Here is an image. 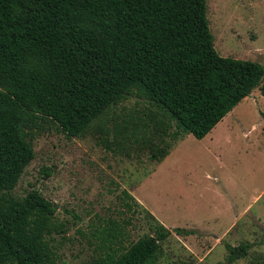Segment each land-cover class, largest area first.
<instances>
[{
	"label": "trees",
	"instance_id": "obj_1",
	"mask_svg": "<svg viewBox=\"0 0 264 264\" xmlns=\"http://www.w3.org/2000/svg\"><path fill=\"white\" fill-rule=\"evenodd\" d=\"M207 13V0H0V264H56L57 207L37 189L11 194L35 158L36 131L52 123L84 136L136 90L163 113L160 140L145 139L161 162L173 147L166 137L203 139L255 88L264 95V63L222 56ZM122 193L124 211L143 213L150 232L133 240L131 218L110 219L80 264H159L173 232H197L166 227ZM252 247L227 243L217 264H234Z\"/></svg>",
	"mask_w": 264,
	"mask_h": 264
},
{
	"label": "rangeland",
	"instance_id": "obj_2",
	"mask_svg": "<svg viewBox=\"0 0 264 264\" xmlns=\"http://www.w3.org/2000/svg\"><path fill=\"white\" fill-rule=\"evenodd\" d=\"M207 5L216 50L264 63V0H207ZM162 119L163 113L135 90L96 119L84 136L68 137L52 123L33 134L35 158L11 194L23 198L37 189L57 207L63 231L51 241L56 264L89 261L101 243L95 233L110 219L131 218L127 229L133 240L150 232L143 213L124 211V189L166 227L197 231L187 236L173 232L162 244L159 264H217L226 258L227 243L242 242L253 247L234 264H264L260 89L203 139L192 134L166 137L173 147L157 162L145 139L160 140L161 133L155 132ZM117 129H122L118 135ZM175 130L173 124L170 131Z\"/></svg>",
	"mask_w": 264,
	"mask_h": 264
}]
</instances>
